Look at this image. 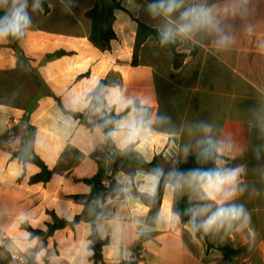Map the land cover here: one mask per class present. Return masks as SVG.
Masks as SVG:
<instances>
[{"label":"crops","instance_id":"1","mask_svg":"<svg viewBox=\"0 0 264 264\" xmlns=\"http://www.w3.org/2000/svg\"><path fill=\"white\" fill-rule=\"evenodd\" d=\"M33 2L28 0L32 25L25 36L0 42L1 258L5 248L13 259L26 261L19 264L31 257L37 264H94L91 212L70 196L90 194L84 180L101 167L111 182L109 198L93 207L99 211L98 232L108 241V264H264V135L257 126L264 118V0H206L232 37L226 49L216 47L215 37L178 39L171 56L149 38L144 46L158 44V63L139 57L137 64L138 21L160 27L145 12L144 0H116L124 9L114 10L117 38L107 51L90 41L92 22L85 14L114 0H42L35 11ZM9 7L10 0L0 10ZM60 51L67 54L51 57ZM113 93L138 105L144 101L153 117L145 139L126 151L105 138L114 125L107 132L97 128L102 121L96 109ZM104 111L113 121L128 116L115 107ZM157 115L170 122H157ZM198 121L212 124L214 137L233 145L221 159L224 166L243 168L245 191L232 202L250 213L247 225L237 222L203 235L190 222L168 219L177 199L202 201L187 187L173 191L169 175L195 154L185 160L182 148L200 138L188 132ZM34 155L52 172L49 182H30L41 172ZM155 169L168 182L161 203L150 207L137 193L148 194L141 189ZM50 212L82 220L47 241L32 238L24 225L46 230L53 223ZM140 246L146 256L136 260Z\"/></svg>","mask_w":264,"mask_h":264},{"label":"clouds","instance_id":"2","mask_svg":"<svg viewBox=\"0 0 264 264\" xmlns=\"http://www.w3.org/2000/svg\"><path fill=\"white\" fill-rule=\"evenodd\" d=\"M8 4L9 0H0V6ZM41 5L42 0H34L33 11L40 9ZM143 7L151 19L160 21L158 37L161 47L173 44L178 39L192 41L197 37H215V45L220 50L226 49L232 43V37L225 33L217 14L207 5L206 0H144ZM31 25L28 0H10V7L0 16V42L9 37L22 39ZM87 103L85 102V106ZM105 107H115L117 112L128 110V116L113 121L104 111ZM96 111L102 121L97 125L98 130L102 131L105 127L114 125L105 138L117 142L122 151L128 150L137 141H143L153 122V117L144 107V101H140L138 105L134 99H124L122 95L115 93L108 97L106 105L102 103ZM155 120L159 123L170 122V117L157 115ZM257 126L261 135H264V118L258 119ZM188 132L189 135H199L200 138L195 144L183 146L184 159L194 151L198 162H211L214 165L193 168L187 172L175 170L169 174L174 178V182L170 184L173 191L187 187L205 201L199 207L189 209L193 229L208 232L213 228H231L237 222L241 226L247 225L250 222V213L243 204L232 202L245 191L240 179L243 168L224 166L221 159L232 150L233 145L216 139L213 135V125L204 121L190 125ZM162 175V169H155L147 174L145 187L141 191L153 195ZM202 216L205 218L198 222L197 218ZM168 219L179 221L180 215L170 211Z\"/></svg>","mask_w":264,"mask_h":264},{"label":"trees","instance_id":"3","mask_svg":"<svg viewBox=\"0 0 264 264\" xmlns=\"http://www.w3.org/2000/svg\"><path fill=\"white\" fill-rule=\"evenodd\" d=\"M115 9H124L120 3L114 0V4L106 7L102 3H97L94 8L86 12V17L89 18L92 22V31L90 35V41L100 50L107 51L111 47V42L117 38L116 33L113 29L115 15ZM5 12L0 10V16H3ZM154 38L159 42L158 29L154 28L146 23L138 21V31L136 37V43L134 48V60L133 63H138V53L142 45L149 39ZM176 42L170 45L165 46L166 50H172L176 48ZM67 52L60 51L53 54L51 57L66 55ZM102 85H99L97 90L102 88ZM118 116H114L117 118ZM107 132V128H104ZM19 157L18 154L15 155ZM32 161L41 168V172L33 176L30 180L31 183H47L52 178V172L44 164V162L37 156L34 155ZM214 165L209 163H200L196 159V155L193 154L189 161L185 164L179 166V171L187 172L193 168L202 167H213ZM107 178L103 168L100 167L98 174L91 178L84 180L85 183L92 186V192L90 194H76L71 195L70 198L76 202H81L84 205L85 212H91V223H92V234H91V244L89 246L90 251H92L91 260L94 264H108L104 255L103 248L107 244V240L103 239L97 229V223L100 220L99 211L93 207L95 201H105L106 196L109 194V189L105 188L102 182ZM168 180L166 178L160 177L157 190L154 195L137 193L141 201L147 206L154 207L161 203L162 197L164 195L165 187ZM201 202H191L186 196H183L176 200L174 204V212L179 213L180 218L183 222H190L191 213L189 209L193 208L195 205L202 204ZM50 215L53 218V223L47 225L46 230L34 229L28 224H25V229L30 233L32 238L42 237L44 241H47L52 237L58 230L64 229L66 227H72L75 224L79 223L82 220V215L77 216L74 220L69 221L58 217L54 212H50ZM198 222L199 219L197 218ZM198 232L205 235L203 229H198ZM2 252L5 254V258L0 256V264H19V261L13 259L11 254L5 249L2 248ZM26 264H37L35 258L31 257L28 259ZM120 264H132L129 262H122Z\"/></svg>","mask_w":264,"mask_h":264},{"label":"rangeland","instance_id":"4","mask_svg":"<svg viewBox=\"0 0 264 264\" xmlns=\"http://www.w3.org/2000/svg\"><path fill=\"white\" fill-rule=\"evenodd\" d=\"M176 44V47H178L179 43L177 41ZM166 53L171 56L174 55V52L172 50H167ZM138 57H142L143 61L158 63V44L154 40H152V42L147 43L145 46L142 45L139 49Z\"/></svg>","mask_w":264,"mask_h":264},{"label":"built area","instance_id":"5","mask_svg":"<svg viewBox=\"0 0 264 264\" xmlns=\"http://www.w3.org/2000/svg\"><path fill=\"white\" fill-rule=\"evenodd\" d=\"M102 184L107 189H109L110 186H111V182L109 180H104L102 182ZM107 198H109V194L106 196L105 200ZM134 256H135L136 260L143 259L146 256V248L144 246L138 247ZM19 261H20V263H25L26 262L23 258H20Z\"/></svg>","mask_w":264,"mask_h":264}]
</instances>
